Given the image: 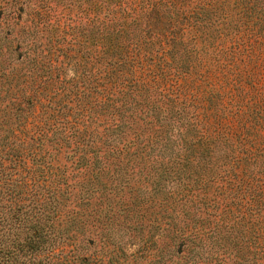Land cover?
Here are the masks:
<instances>
[{
  "label": "trees",
  "instance_id": "1",
  "mask_svg": "<svg viewBox=\"0 0 264 264\" xmlns=\"http://www.w3.org/2000/svg\"><path fill=\"white\" fill-rule=\"evenodd\" d=\"M82 2L47 82L0 96V264L111 214L239 264L264 223V0Z\"/></svg>",
  "mask_w": 264,
  "mask_h": 264
},
{
  "label": "rangeland",
  "instance_id": "2",
  "mask_svg": "<svg viewBox=\"0 0 264 264\" xmlns=\"http://www.w3.org/2000/svg\"><path fill=\"white\" fill-rule=\"evenodd\" d=\"M83 7L82 0H0V96L6 85L47 82L51 45L54 39L65 44L69 25L79 32ZM13 201L0 196V214L7 217L5 206ZM160 215L145 214L139 225L132 214H115L113 220L108 215L110 223L73 228L72 237L43 253L19 251L16 264H208L187 248L179 252L171 238L175 228ZM255 230L254 242L246 236L239 242V264H264V223Z\"/></svg>",
  "mask_w": 264,
  "mask_h": 264
}]
</instances>
